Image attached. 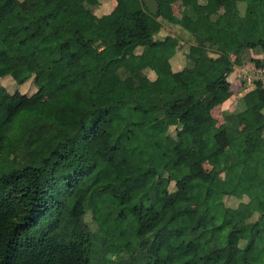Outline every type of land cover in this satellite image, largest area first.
<instances>
[{
	"label": "trees",
	"instance_id": "obj_1",
	"mask_svg": "<svg viewBox=\"0 0 264 264\" xmlns=\"http://www.w3.org/2000/svg\"><path fill=\"white\" fill-rule=\"evenodd\" d=\"M97 1L0 0V77L31 78L23 53L32 45L36 64L51 68L55 81L52 89L37 88L46 94L39 105L5 122L0 109V142L7 145L0 264H90L84 213L92 197L129 200L107 217L109 233L136 240L144 248L141 264H264V119L249 105L242 125L228 110L217 124L211 110L217 93L231 86L233 62L220 70L206 47L235 53L234 61L249 48L264 54V0H215L223 6L215 18L198 0H184L192 15L179 18L167 0H158L155 14L142 0H116L96 14ZM162 21L196 37L180 70L169 61L176 37L155 36ZM238 28L243 40L233 33ZM148 47H155L153 57ZM120 84L124 97L107 103ZM248 94L263 111V82L255 80ZM9 95L0 83V104ZM198 123L213 124V142L203 150ZM218 141L227 142L221 165L206 169ZM225 195L247 200L229 206Z\"/></svg>",
	"mask_w": 264,
	"mask_h": 264
},
{
	"label": "rangeland",
	"instance_id": "obj_2",
	"mask_svg": "<svg viewBox=\"0 0 264 264\" xmlns=\"http://www.w3.org/2000/svg\"><path fill=\"white\" fill-rule=\"evenodd\" d=\"M46 2L48 0H45ZM171 1V0H170ZM174 6V14L176 17H181V15L186 12V8H181L180 0H172ZM244 2H239V9L240 12L244 10ZM218 10H222V6L218 5ZM255 9L259 12L260 7L256 4ZM218 13H213V18H215ZM46 28L44 24H41L39 29L43 31ZM242 30L235 31L238 35H242ZM175 32V30H172ZM209 50H212L213 47L207 46ZM152 53V51H149ZM148 53V49H147ZM23 62L27 66L30 67L32 71V77L25 81V86L22 89L18 90L16 87V83L14 79L9 76L8 78L2 77L0 78V83L4 84V86L8 89L10 95L0 104V109L2 110L3 114L1 115V121L5 122L8 117L14 114L17 110L31 106V105H39L45 98L46 94L43 92L35 93L37 88L44 87L47 89H52L55 85L54 78L51 75V68H39L36 64L34 59V47L29 45L25 48L23 53ZM226 64V62H225ZM224 64V65H225ZM223 65V66H224ZM227 67V66H226ZM233 68V66H232ZM78 70H73V73H77ZM33 76L36 77V82L33 80ZM260 78L264 84V67L260 68H253L252 73L248 72V68L245 67L243 71H238L235 74L234 81H237L236 84L232 85V91L237 96V92L243 90L252 84L254 86V80ZM237 86V87H236ZM236 87V88H235ZM24 92V93H22ZM219 98L223 97L225 94L223 92L219 93ZM237 104L235 105L234 101L231 99L233 97H229L228 100L229 108L234 109L236 108L239 112L236 114L239 118V123L244 122L245 106H251L257 116L259 118L264 119V110L260 111L255 108V99L252 96H248L247 92L242 96L239 95ZM124 97V85L120 84L114 87L108 94V101L107 103H112L118 99ZM240 104H242L240 106ZM240 111L242 113H240ZM212 114L217 120V124L221 122L222 117H224L225 109H223L220 104L218 103L213 109ZM187 115L190 117H195L194 112H187ZM213 124L208 125L205 128L199 127L198 130L201 135L202 139L197 144V147L201 150L207 148L213 142ZM170 132L174 133V126H170ZM227 142L222 141L218 144L217 148L204 160L203 166L206 169H211L214 166L221 165V153L226 149ZM7 148L6 143L0 142V164H2L1 158ZM244 163L240 162L238 164V171L240 173L243 172ZM222 174V173H221ZM1 175V170H0ZM170 189L174 188V181H170L169 183ZM151 191H148V195L150 196ZM224 202L226 205L229 206H237L240 201H246L247 197L244 195L243 197L239 198L233 195H225ZM145 201V199H144ZM129 200L125 197H120L117 201L107 200V201H98L92 197L88 200L85 208L84 218L89 224L90 227V234L88 235L86 245H85V252L86 256L89 260L90 264H140L144 263L142 259L144 258V248H142L139 243L136 242L133 238L122 237L118 234L109 233L112 224L108 221L107 217L113 218L119 212V205L127 206L129 205ZM258 214L255 212L253 214L249 213L250 219H255ZM124 221V218L121 216L115 220L116 223H121ZM262 261V260H260ZM206 264H211L207 262Z\"/></svg>",
	"mask_w": 264,
	"mask_h": 264
},
{
	"label": "crops",
	"instance_id": "obj_3",
	"mask_svg": "<svg viewBox=\"0 0 264 264\" xmlns=\"http://www.w3.org/2000/svg\"><path fill=\"white\" fill-rule=\"evenodd\" d=\"M167 1L170 3V5L172 7L173 14H174V6H173V2H171L172 0L171 1L167 0ZM180 1H182V3H180L181 4L180 7L181 8H183V7L186 8V11L189 12V14H191L192 11H191L190 5L186 4L184 0H180ZM116 2H117L116 0H98L97 3L94 4L91 7H92L94 13L102 14V13H105V12L110 11L113 8H115L116 7ZM198 2L200 4L207 5L210 8V10H211L210 17L211 18H213V13H218V15H219V14H221L223 12V8H222V10H218L217 6L221 5V4H218L215 0H198ZM172 30H175V32H172ZM240 30H242V29L238 28V29L234 30L233 33H234V35L237 38H239L240 40H243L244 39L243 30L241 31L242 35H238L235 32V31H240ZM165 34H169L171 36H175L176 39H177L176 47L174 49L173 54L169 58V61H170V65H171L172 70H180L182 67H184L185 65L189 64V60H188V57H187V52H188L189 46L191 44H196L197 43L196 37H195V35L193 33H191L190 31L186 30L184 27H182L181 25H179L177 23H173V22H169V21H166V22L162 21L160 29L156 32L155 36L156 37H162ZM207 46H210V45L206 44V47ZM147 49H148V53L147 54L150 57H153L155 55V52H156L155 47H148ZM150 50L152 51V53L149 52ZM209 53H210V55H212L214 57V63L220 70H225L226 66H228L230 64V62H233L232 63L233 68L228 72V79L231 82V86H230V88L228 90L219 91L217 93V95H216V100H217V102L220 104V106L223 109L228 110V111H232V112H236V114H237L239 112V110H237L236 108L230 109L228 100L231 97H233L231 99L234 101V103L236 105L237 101H238V98L240 97L239 95L242 96V93L244 94L245 92H247V95L249 96L250 94H248V93H249L250 90H252L254 88V86L252 84H250L249 86H247L243 90V92H241V91L237 92V94H236L237 96H235V94L233 93V91L231 89L232 85L237 83V81L233 80L235 78V74L238 73V71H243L245 67L248 68V72L249 73H252L253 68L264 67V54L259 49L249 48V49L244 50L241 53V55L236 59V61H234L235 53H232V52L229 54V56L221 55L220 52H218L215 48H213L212 50H209ZM125 55H126V57H130L131 53H126ZM256 60H259L260 62L257 63ZM225 62H226V64H225ZM148 74L150 76L154 75L153 71H151V70L150 71L148 70ZM8 77L9 76H5L4 79L8 78ZM0 78H2V77H0ZM258 79L261 80L260 78H257L255 80H258ZM255 80H254V82H255ZM1 83H3V82H1ZM16 84H17L16 87H17L18 90L22 89V87L25 86V82L16 83ZM220 92H223V94H225L221 98H219V96H220L219 93ZM241 105L242 104H240V106ZM211 112H212V110H211ZM240 113H242V112L240 111ZM195 115H196V113H195ZM223 120H224V117H222L221 122H223ZM243 120L245 122V118ZM243 123H241V124H243ZM211 124L212 123H205V124L198 123L196 125V128H197V130H200L199 127H202V128L206 129V127L208 125H211ZM220 142H222V141H218V144H220Z\"/></svg>",
	"mask_w": 264,
	"mask_h": 264
},
{
	"label": "water",
	"instance_id": "obj_4",
	"mask_svg": "<svg viewBox=\"0 0 264 264\" xmlns=\"http://www.w3.org/2000/svg\"><path fill=\"white\" fill-rule=\"evenodd\" d=\"M147 9L152 13H157L158 11V0H142Z\"/></svg>",
	"mask_w": 264,
	"mask_h": 264
}]
</instances>
